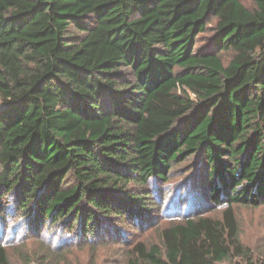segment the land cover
Wrapping results in <instances>:
<instances>
[{
  "label": "trees",
  "instance_id": "obj_1",
  "mask_svg": "<svg viewBox=\"0 0 264 264\" xmlns=\"http://www.w3.org/2000/svg\"><path fill=\"white\" fill-rule=\"evenodd\" d=\"M251 3L0 0V264L18 220L15 236H130L126 264H264L234 207L264 205V0ZM191 157L192 214L178 197L157 242L133 238Z\"/></svg>",
  "mask_w": 264,
  "mask_h": 264
},
{
  "label": "rangeland",
  "instance_id": "obj_2",
  "mask_svg": "<svg viewBox=\"0 0 264 264\" xmlns=\"http://www.w3.org/2000/svg\"><path fill=\"white\" fill-rule=\"evenodd\" d=\"M242 1L251 7V0ZM210 35L209 29L201 33L197 39V45H203L205 39ZM1 105L0 99V107ZM197 160V157H191L175 167V176L162 188V191L166 189V194L159 222L156 226L148 227L141 234H134L133 238H141L147 243L157 242L156 231L168 223L180 219L181 215H176V209L167 213L165 211L172 201L178 200L180 197H184V199L190 197L184 200L186 205L183 206L181 214H192L190 203L194 201L195 190L191 185L194 183L192 180L197 176L196 168L199 164H196L199 162ZM204 195V193L200 196L195 195V198L202 199L201 208L206 213L211 211V205L204 200ZM234 207L240 223V240L257 254L264 247V205L258 207L236 205ZM221 210L222 207H216V210L210 215L219 217ZM200 211L202 210H198V212ZM17 223L21 224V220L10 225L4 240L8 246L11 264H126L125 251L128 248L127 243L131 239L130 236L126 239L115 240L117 236L113 235L111 240L100 239L85 244L78 237L65 241L68 238H60V236L52 238L49 234H43V236L25 235L21 225H19L18 235L15 236L12 229Z\"/></svg>",
  "mask_w": 264,
  "mask_h": 264
}]
</instances>
